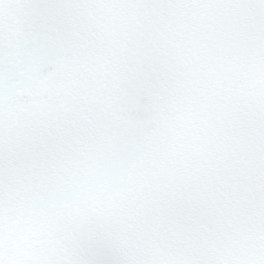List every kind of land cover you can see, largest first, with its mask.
Listing matches in <instances>:
<instances>
[{"label": "snow or ice", "instance_id": "snow-or-ice-1", "mask_svg": "<svg viewBox=\"0 0 264 264\" xmlns=\"http://www.w3.org/2000/svg\"><path fill=\"white\" fill-rule=\"evenodd\" d=\"M0 264H264V0H0Z\"/></svg>", "mask_w": 264, "mask_h": 264}]
</instances>
